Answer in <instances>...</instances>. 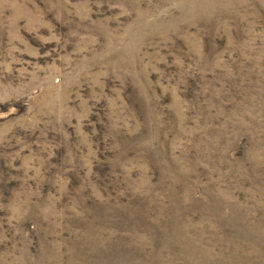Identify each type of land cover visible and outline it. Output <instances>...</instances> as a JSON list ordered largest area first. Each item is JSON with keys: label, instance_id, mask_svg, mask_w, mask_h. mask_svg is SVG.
Masks as SVG:
<instances>
[{"label": "rangeland", "instance_id": "rangeland-1", "mask_svg": "<svg viewBox=\"0 0 264 264\" xmlns=\"http://www.w3.org/2000/svg\"><path fill=\"white\" fill-rule=\"evenodd\" d=\"M0 264H264V0H0Z\"/></svg>", "mask_w": 264, "mask_h": 264}]
</instances>
